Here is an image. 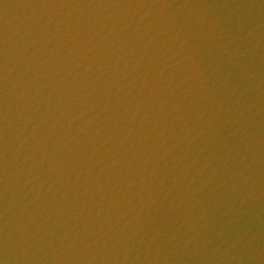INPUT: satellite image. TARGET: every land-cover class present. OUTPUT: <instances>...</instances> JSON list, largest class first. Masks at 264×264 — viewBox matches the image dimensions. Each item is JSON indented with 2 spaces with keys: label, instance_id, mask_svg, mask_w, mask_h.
Returning <instances> with one entry per match:
<instances>
[{
  "label": "water",
  "instance_id": "water-1",
  "mask_svg": "<svg viewBox=\"0 0 264 264\" xmlns=\"http://www.w3.org/2000/svg\"><path fill=\"white\" fill-rule=\"evenodd\" d=\"M0 264H264V0H0Z\"/></svg>",
  "mask_w": 264,
  "mask_h": 264
}]
</instances>
